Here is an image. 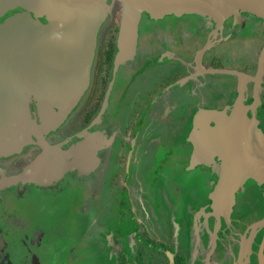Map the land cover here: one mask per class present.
Masks as SVG:
<instances>
[{"label":"flooded vegetation","instance_id":"flooded-vegetation-1","mask_svg":"<svg viewBox=\"0 0 264 264\" xmlns=\"http://www.w3.org/2000/svg\"><path fill=\"white\" fill-rule=\"evenodd\" d=\"M120 11L110 27L106 29V20L100 30L91 84L84 98L66 123L48 136L51 144L67 141L65 148H69L79 142L81 132H97L108 136L110 144L98 152L100 164L84 175L73 171L54 186L18 185L0 191V264L60 262V244L56 243L61 237L60 219L53 223L55 218L33 216L27 201L48 199L59 204L68 180L75 185L91 183L98 175L106 180L108 175L112 177L109 199L117 203L115 215L122 219L116 228L139 235L141 250L151 248L148 251L155 255L152 259L160 260L158 264H264V183L250 180L236 192L227 222L223 212L216 214L212 209L221 160L216 158L210 166L189 170L194 146L188 134L194 112L202 108L223 110L237 96L236 77L205 70L234 69L228 67L231 63L224 59L222 46L240 38L241 27L229 20L213 33L214 26L199 16L172 15L153 21L144 14L135 60L122 64L114 73ZM20 13H24L20 7L11 10L0 23ZM41 21L46 22L45 18ZM159 24L164 28L161 35L142 38L145 25L155 30ZM247 25L254 26L263 42L256 61L244 59L243 66L235 70L257 75L264 21L250 17ZM107 36L109 73L106 70L102 85L101 50ZM206 45L208 49L200 55ZM246 96L249 116L264 132V73L260 84H248ZM131 107L135 110L130 113ZM178 124H183L182 131ZM181 138H185L184 144L178 149ZM40 152L37 147H27L20 155L0 158V180L20 174ZM120 176L124 181L116 189L114 179ZM125 209L131 217L124 214ZM149 230L167 235L170 243L157 242L148 235ZM129 245L123 243L125 252ZM142 258L140 253L138 264L148 262V257Z\"/></svg>","mask_w":264,"mask_h":264},{"label":"water","instance_id":"water-1","mask_svg":"<svg viewBox=\"0 0 264 264\" xmlns=\"http://www.w3.org/2000/svg\"><path fill=\"white\" fill-rule=\"evenodd\" d=\"M108 1L0 0V18L18 7L24 10L0 23V158L20 155L27 147L41 150L20 174L1 179L0 191L54 186L68 172L84 175L100 164L97 154L110 144L108 136L83 131L69 148L67 141L51 144L48 136L66 123L90 87L98 36L110 14ZM117 1L122 7L114 73L135 60L144 14L153 21L199 16L214 26L213 33L229 20L241 29L250 17L264 21V0ZM205 72L238 79L232 105L196 110L188 134L194 146L189 170L210 166L216 158L222 162L212 209L229 222L236 192L250 180L264 183V132L250 118L246 96L248 84H260L264 73V45L257 75L235 69Z\"/></svg>","mask_w":264,"mask_h":264},{"label":"rangeland","instance_id":"rangeland-1","mask_svg":"<svg viewBox=\"0 0 264 264\" xmlns=\"http://www.w3.org/2000/svg\"><path fill=\"white\" fill-rule=\"evenodd\" d=\"M120 15L121 11L118 12L117 21L120 20ZM176 23L177 22H174V24ZM176 26H174V28ZM147 28L148 30H146ZM162 31H164V28L160 24L155 28V30L154 26L145 25L141 32L142 38L147 39L149 36L161 35L160 32ZM240 34V38L235 37L233 40H229L222 46L224 59H227L228 61L230 60L231 63V66H228L229 68L238 69L242 67V62L244 61V59L256 61L255 56L258 53L263 42V39L255 34L254 26L253 29L251 27L242 29L240 31ZM109 37L110 36H107L104 39L102 45L103 47L101 50L104 70L102 76L100 77V84L102 85L104 84V80L106 77V70L109 73L108 63L106 61L107 59H105V55L108 51L109 46V44H107L109 41ZM252 52L254 53L252 54ZM98 95H100V91ZM134 110L135 109L131 107L130 113ZM129 126L131 128V125ZM178 126L181 127L182 131L183 124H178ZM182 138L177 140L176 146L178 147V149L184 144L183 141L185 140V138ZM123 163L124 161H122V164ZM162 171H166V168H164ZM109 172L110 174H112L111 171ZM186 172H188V168L186 169ZM179 176L180 173H178V177ZM68 181L65 183V186L67 187H65V190L62 192V201H60L59 204L50 202L48 201V199H31L29 203L27 201V205L31 208L30 210L33 212V216L41 217L46 220L55 218V220H53V223L56 222V219H60V226L58 227L60 229L61 237L56 242L60 244L58 245L60 262L46 263L109 264L110 262L107 260V257L110 256L114 258V250L116 248L121 251V245L119 244L117 235L120 236L121 240L122 233H124L123 231L116 228L119 227V224L122 223V219L120 218L119 220V217L115 215V213L117 212V208L115 205L117 203L113 204L111 203L112 200L109 199V193L113 189L112 177L108 175V180H106V177L104 179L102 175H98L96 176L95 180H93V182L76 183L77 186L75 185V183H68ZM123 181L124 180L122 176L114 179L116 189L120 187ZM72 187H74V189H72ZM66 191L69 193V195L66 194ZM127 209L124 210V214L131 217L132 214L128 212ZM141 217H143V215H141ZM149 231L151 235H148L152 238H155L154 240H157V242H169V240H166L167 235L159 233L158 230ZM124 234L126 235V237L123 236L122 238L128 239L127 234ZM106 237L109 238V243H106L105 245L103 239L106 240ZM142 237L148 240V236L143 235ZM120 243L123 245L122 241ZM148 249L151 248L148 247L144 248L143 250H139L135 256V259L140 257V253L143 255L142 259L145 260V257L149 258L148 255L150 252L148 251ZM69 251L70 253L68 254Z\"/></svg>","mask_w":264,"mask_h":264},{"label":"crops","instance_id":"crops-1","mask_svg":"<svg viewBox=\"0 0 264 264\" xmlns=\"http://www.w3.org/2000/svg\"><path fill=\"white\" fill-rule=\"evenodd\" d=\"M134 211H135V213L137 212V207H135V206H134ZM124 233H126V232H124ZM124 233H122L121 240H120V236L117 235V239L119 240V244L121 245V251H119L116 248L114 250L115 251V257L114 258H112L110 256L107 257V260L110 262L109 264H138L137 258L135 259V256L138 253V251L141 250V246L139 245V235L137 236L136 233H126L128 236V239H123L122 238L123 236L126 237V235ZM108 240H109L108 237H106V240L103 239V242L105 243V245H106V243H109ZM121 241L123 243H125V245H128V243H130L129 247H127L126 252L124 250V247H122V244L120 243ZM123 251L125 252L126 256L123 255V253H122ZM107 254H109V253H107ZM148 256H149V258H148V262L146 264H158V261H160L159 259H156V260L152 259L155 256V255H152V252H150Z\"/></svg>","mask_w":264,"mask_h":264},{"label":"bare ground","instance_id":"bare-ground-1","mask_svg":"<svg viewBox=\"0 0 264 264\" xmlns=\"http://www.w3.org/2000/svg\"><path fill=\"white\" fill-rule=\"evenodd\" d=\"M109 6H110V14H109V17L107 19L108 23H107L106 29L108 27H110L112 25V23H114L116 13L119 9H121L122 4L120 2H118L117 0H109Z\"/></svg>","mask_w":264,"mask_h":264},{"label":"trees","instance_id":"trees-1","mask_svg":"<svg viewBox=\"0 0 264 264\" xmlns=\"http://www.w3.org/2000/svg\"><path fill=\"white\" fill-rule=\"evenodd\" d=\"M125 253V252H124ZM137 261H138V258H137Z\"/></svg>","mask_w":264,"mask_h":264}]
</instances>
